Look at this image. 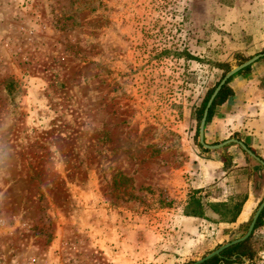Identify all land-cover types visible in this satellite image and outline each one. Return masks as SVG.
<instances>
[{"label": "rangeland", "instance_id": "rangeland-1", "mask_svg": "<svg viewBox=\"0 0 264 264\" xmlns=\"http://www.w3.org/2000/svg\"><path fill=\"white\" fill-rule=\"evenodd\" d=\"M247 2L0 0V264H187L243 234L261 175L246 218L185 207L231 191L194 187L221 151L197 110L264 50L260 18L229 13ZM250 246L264 264V221Z\"/></svg>", "mask_w": 264, "mask_h": 264}, {"label": "crops", "instance_id": "crops-1", "mask_svg": "<svg viewBox=\"0 0 264 264\" xmlns=\"http://www.w3.org/2000/svg\"><path fill=\"white\" fill-rule=\"evenodd\" d=\"M242 10L247 12V18L251 17L249 11H252L255 19L260 18L259 21L256 20L258 23L254 30L255 34L264 32V0H248L242 8H239L238 5L231 7L229 13L231 16L237 15V26L242 25L241 15L244 14ZM250 33L252 32L248 34ZM228 85L231 92L222 103L215 107L212 117L205 127L204 137L206 138L208 131H211L212 134L221 139L238 138L247 147L253 149L255 154L264 159V57L253 62L248 70L236 73ZM222 153L231 158V165L226 168L224 167V158L221 156ZM255 162L239 145L230 144L217 152V157L205 158L200 162V165L205 168L198 172L194 187H205L211 181L215 182V179L224 180L225 189H231L230 194L224 197L221 191L223 194L220 197L221 200L218 192L215 194L216 196L211 195L208 201L233 202L235 196L240 195L245 199L236 220L240 217L246 218L251 207L250 203L253 201L251 198L255 196L256 176L261 175L264 180V172L260 170L262 166L259 167V163ZM244 165H249L253 169L251 176L249 171L244 174L246 172ZM202 176L209 180L202 181ZM208 212L217 216L210 210Z\"/></svg>", "mask_w": 264, "mask_h": 264}, {"label": "trees", "instance_id": "trees-1", "mask_svg": "<svg viewBox=\"0 0 264 264\" xmlns=\"http://www.w3.org/2000/svg\"><path fill=\"white\" fill-rule=\"evenodd\" d=\"M263 57H261V58H263ZM250 66H251V64L244 67L243 69L239 70L236 73H239L242 70L246 71L250 68ZM235 74H233L231 77H229L227 79V81L222 85V87L220 88V90L218 91L216 96L214 97V99H213V101H212V103L208 109L205 127H206L207 123L210 121L215 107L218 104L222 103L226 99V97L230 94L231 88L229 87L228 83ZM219 81L215 84V86L212 89L207 91L205 97L203 98V100H202V102H201V104L197 110L198 111V114H197L198 124H197V129H196L197 135H198V129H199V122H200V119L202 117L204 107H205L207 100L209 99L210 95L212 94L214 88L219 83ZM204 140H205V137H204ZM197 143L202 149H204V151H208V149L203 148V146L199 142H197ZM248 148L251 149L250 147H248ZM251 150L253 151V149H251ZM222 157L224 158L225 168L228 167L229 165H231L230 156H228L227 154H222ZM260 158H262V157H260ZM244 199L245 198L242 197L239 201L235 202L234 205L230 207V206H228V204L226 202H223V201L204 203L200 197H198L196 195H192V196H190V198L187 202V205L185 207V215L196 216V217H206L207 210H210L213 213L217 214L220 219H225L226 213L229 212L230 210H232V214H231L228 221L233 222L236 220L238 214L240 213L241 206H242ZM225 221H227V220H225ZM263 221H264V207L261 210V212H260V214H259V216L255 222V225H254V228H253L251 234L245 240L238 242L236 244L230 245L229 247H226L219 254L212 256L211 258L205 260L204 262H202L200 264H241L244 261L252 260L255 251L251 248L250 242H251V239L253 237L254 231L259 226H261L263 224ZM248 224H249V222H248ZM247 227H248V225H246L243 234L246 232ZM189 263H191V262H189ZM189 263H187V264H189Z\"/></svg>", "mask_w": 264, "mask_h": 264}, {"label": "water", "instance_id": "water-1", "mask_svg": "<svg viewBox=\"0 0 264 264\" xmlns=\"http://www.w3.org/2000/svg\"><path fill=\"white\" fill-rule=\"evenodd\" d=\"M263 56H264V50L262 52L254 54L253 56H251L247 60L241 62L240 64L231 67L224 74V76L221 78V80L219 81L217 86L214 88V90H213L212 94L210 95L209 99L207 100V103H206V105L204 107V110H203V113H202V117H201L200 122H199V129H198V142L204 148L211 149V150H217V149H223L226 146H229L230 144H237L251 158H253L257 163H259V165H261L262 167H264V160L262 158H260L257 154H255L251 149H249L247 147V145L243 141H241L240 139L235 138V137H230V138H227V139H225V140H223L221 142L210 144V143L205 142V140H204V130H205V122H206V117H207V114H208V109H209L214 97L216 96V94L218 93L220 88L222 87V85L233 74H235L239 70L243 69L244 67L252 64L253 62H255L256 60H258L259 58H261ZM263 207H264V198L261 200V202L257 206L256 210L252 214L251 219H250L249 224H248V227H247V230H246V232L243 235L219 245L217 248L213 249L209 253H207L204 256L192 261L189 264H200V263L204 262L205 260L211 258L212 256L219 254L226 247H229L230 245H233V244H236L238 242H241V241L245 240L251 234V232H252V230L254 228L255 222H256L261 210L263 209Z\"/></svg>", "mask_w": 264, "mask_h": 264}]
</instances>
